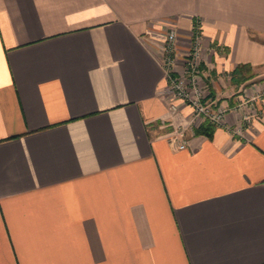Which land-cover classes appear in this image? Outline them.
Returning <instances> with one entry per match:
<instances>
[{"label":"crops","instance_id":"obj_1","mask_svg":"<svg viewBox=\"0 0 264 264\" xmlns=\"http://www.w3.org/2000/svg\"><path fill=\"white\" fill-rule=\"evenodd\" d=\"M163 26L180 70L200 31L205 98L230 107L211 135ZM0 264H264V0H0Z\"/></svg>","mask_w":264,"mask_h":264},{"label":"built area","instance_id":"obj_2","mask_svg":"<svg viewBox=\"0 0 264 264\" xmlns=\"http://www.w3.org/2000/svg\"><path fill=\"white\" fill-rule=\"evenodd\" d=\"M176 36L177 31L173 29L168 35V42L166 44L167 55L163 51L164 56L162 61L165 65L167 77L173 94L176 98L178 97V99H181L188 104L192 109L187 125L193 124L194 127H199L205 121H209L215 126L224 125L230 107L205 103L203 101L204 94L201 92V89L196 86L195 81L188 82L186 79L174 73L175 56L173 57V47H175ZM195 45L196 48L194 52L192 54H188L186 58H184L186 70L191 72L193 75L197 71L200 59L203 57V52L199 48V42L197 41ZM253 102H255L253 98L244 97L243 99H240L236 106L233 107L235 110L243 113V123H250L254 117L252 112L254 108H248L253 105ZM169 111L172 119H174L179 112V108L176 104L172 103L169 105ZM162 123L166 125V119L163 120ZM187 125H174L173 132L167 136L172 145L178 149H185L188 145V140L186 138ZM233 131L234 133L241 134L243 133L244 128L240 125V127L233 129Z\"/></svg>","mask_w":264,"mask_h":264},{"label":"rangeland","instance_id":"obj_3","mask_svg":"<svg viewBox=\"0 0 264 264\" xmlns=\"http://www.w3.org/2000/svg\"><path fill=\"white\" fill-rule=\"evenodd\" d=\"M164 30L167 31L166 32L167 37L165 38L164 45L161 48V50H163L165 52V54L167 55L166 44L168 42V35L173 30V28L171 26H165ZM175 40H176L175 47H173V57L175 56V67H174L175 72L174 73H176L178 76H181L182 78L186 79L188 82L189 81H195L196 86L199 87L201 89V92L204 94L203 101L205 103L210 104V105H219L218 104L219 101L217 99L212 97L211 99L208 100L207 98H205L206 97L205 92L207 89L213 92L212 95H215V93H217V91H218V88H215L216 84H215V79L213 78V74L204 67L205 66V64H204L205 56H204V50H203L202 45H201L200 31L193 35L192 40H190L191 41L189 44L190 47L188 49V52L185 55V56H187L188 54H190V53L192 54L194 52V50L196 48L195 44L198 41L200 44L199 48L203 52V57L200 59L199 66L197 67V71L194 73V75L191 72L186 70V66L184 64H183V70L182 69L180 70V68H177V65L179 64V62H178L179 58L177 59V53H176V43L178 40V33H177ZM197 48H198V46H197ZM243 69L244 70L241 73H236V74H231V75L227 74L226 75V78H227L226 82L228 81V83H230V84H224L223 86L228 88L231 85L234 86L235 81H243V79L247 78L249 76V73H251V69L249 67H244ZM253 99H254V101L256 100L255 98H253ZM248 108H251V109L255 108V102H253V105L248 107ZM253 119H254V117L252 118L251 121H253ZM248 124L249 123H244V126L248 125ZM190 127H194V125L192 124V125H190Z\"/></svg>","mask_w":264,"mask_h":264},{"label":"trees","instance_id":"obj_4","mask_svg":"<svg viewBox=\"0 0 264 264\" xmlns=\"http://www.w3.org/2000/svg\"><path fill=\"white\" fill-rule=\"evenodd\" d=\"M244 67H248L247 65H241V66H239V68H238V70H237V73H241V72H243V68ZM247 78H249V77H247ZM247 78H245V79H243V81L244 80H246ZM243 81H239V82H243ZM214 128H215V125H213L211 122H209V121H205L203 124H201L198 128H196V131L197 132H202V133H206V134H208V135H211V133L213 132V130H214Z\"/></svg>","mask_w":264,"mask_h":264}]
</instances>
